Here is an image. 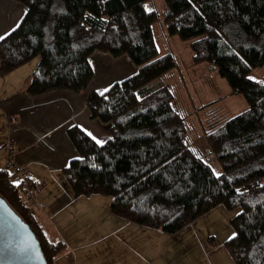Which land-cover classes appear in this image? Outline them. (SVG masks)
<instances>
[{
    "label": "trees",
    "instance_id": "trees-1",
    "mask_svg": "<svg viewBox=\"0 0 264 264\" xmlns=\"http://www.w3.org/2000/svg\"><path fill=\"white\" fill-rule=\"evenodd\" d=\"M18 1L26 13L0 39V76L39 57L31 96L85 90L95 76L96 52L127 56L138 68L89 93L91 117L110 124L106 141L98 143L79 125L68 128L79 154L63 168L73 194L110 196L113 215L167 234L219 205L240 207L226 246L236 264H264V80L251 77L264 64V0H164L168 33L193 40L194 64H213L249 104L236 116L212 118L207 153L192 145L173 91L153 84L177 61L171 53L159 56L152 26L159 15L147 8L150 0ZM18 172L0 167V196L33 229L47 262L56 264L66 243L48 239ZM38 186L35 180V194Z\"/></svg>",
    "mask_w": 264,
    "mask_h": 264
},
{
    "label": "crops",
    "instance_id": "crops-1",
    "mask_svg": "<svg viewBox=\"0 0 264 264\" xmlns=\"http://www.w3.org/2000/svg\"><path fill=\"white\" fill-rule=\"evenodd\" d=\"M25 13L22 2L0 0V37L16 27ZM31 61L4 77L0 76V131L3 127L6 132L0 147L4 146L2 149L8 154L9 161L7 147L13 143L14 163L17 168H28L30 174L37 180L39 186L36 196L39 205L33 207L35 216L48 239L54 242L63 240L66 243V249L60 254L56 264H109L105 259L106 252L103 253L102 249L97 248L99 243L107 240L108 234H104L108 227L107 221L100 227L95 225L98 229L92 233L88 232L91 228L80 224L83 215L88 218L92 212H95L96 216H99L103 207L99 196L102 195L76 197L63 173V168L68 166L69 161L78 157V151L68 136V128L79 125L91 133L97 141H106L110 136V124L91 117L87 106L89 93L107 90L113 82L136 73L138 68L125 56L115 58L109 53L96 52L92 57L95 76L85 90L73 93L67 89H57L31 96L27 89L31 81V73L38 65V63L31 64ZM207 67L208 71L199 76L206 78L211 73L202 84L203 87L208 86L211 99L205 100L198 107L197 121L201 123L199 137H202L203 141L206 140L205 133L210 128L212 118L218 119L222 103L229 102L238 106L241 111L249 107L243 95L232 93L227 79L223 78L216 68ZM158 84L166 85L162 81H158ZM210 107L213 113L209 112L207 116L205 114ZM199 137L195 139L192 136V145L198 151L204 147L207 153L209 146L201 143ZM7 162H4L5 166ZM110 202L108 200V210L112 220L109 219L110 215L108 219L120 225L111 232L112 234L131 225H136L141 232H146L148 229L163 231L159 228L133 224L113 215ZM116 218L118 222H115ZM101 227L103 232L99 230Z\"/></svg>",
    "mask_w": 264,
    "mask_h": 264
},
{
    "label": "rangeland",
    "instance_id": "rangeland-1",
    "mask_svg": "<svg viewBox=\"0 0 264 264\" xmlns=\"http://www.w3.org/2000/svg\"><path fill=\"white\" fill-rule=\"evenodd\" d=\"M147 8L154 9L159 15L158 20L152 24L159 56L171 53L177 61L176 66L168 75L161 80H155L153 84L162 86L158 84V81H162L173 91L176 108L183 115H187L190 139L192 136L198 139L201 134V123L197 121L198 107L205 100L211 99L208 86L203 87L202 84L203 80L206 81L211 73L206 78H199V76L208 71L207 66L214 67V65L208 62L194 64L193 52L190 47L193 40H182L179 36H171L168 33L164 22L168 7L164 0H150ZM125 58L128 57L125 56ZM38 61L39 57L33 59L31 64L36 63L37 65ZM130 76L124 77V79ZM251 77L264 80V64L260 68L254 69ZM221 105L218 119L230 118L243 112L238 106L229 104V102ZM209 112L213 113L211 107L205 115L208 116ZM5 135L6 132L1 127L0 145L1 142H4ZM201 139L202 137H199L200 142L206 146V140ZM202 150L205 152L204 147ZM213 159L212 164L216 174H221L223 166L220 165L217 158L214 157ZM7 161L8 154L1 149L0 167H4V162ZM19 179L20 177L15 174L14 181L19 183ZM99 197L103 205L99 216H96L95 212H92L88 218L83 215L80 224L83 227L91 228L88 229V232L92 233L98 229L95 225L100 227L107 221L106 226L108 227L104 232V234H108L107 240L99 243L97 248L102 249L103 253L106 252L105 259L109 264H236L225 242L235 235L236 231L234 232L231 220L242 211L240 207L229 210L225 205H219L176 234H167L163 231L157 232L150 229L141 232L138 230L139 228H136V225H131L129 228L112 234L111 232L115 228H119L120 225L112 223L113 221L110 222L112 215L108 210V200L111 201V197L103 194ZM109 215L111 216L110 220L108 219ZM116 221L119 220L116 218ZM99 230L103 232L102 227Z\"/></svg>",
    "mask_w": 264,
    "mask_h": 264
},
{
    "label": "water",
    "instance_id": "water-1",
    "mask_svg": "<svg viewBox=\"0 0 264 264\" xmlns=\"http://www.w3.org/2000/svg\"><path fill=\"white\" fill-rule=\"evenodd\" d=\"M0 264H49L33 229L1 196Z\"/></svg>",
    "mask_w": 264,
    "mask_h": 264
},
{
    "label": "built area",
    "instance_id": "built-area-1",
    "mask_svg": "<svg viewBox=\"0 0 264 264\" xmlns=\"http://www.w3.org/2000/svg\"><path fill=\"white\" fill-rule=\"evenodd\" d=\"M7 151L9 153V161L7 165L13 170H18L19 175L21 176L22 182L21 186H23V192L28 197L29 203L36 207L38 204L37 202V196L32 188V184L35 182L36 178H34L31 174L28 168L19 169L17 168L16 164L14 163V147L13 143H10L7 147ZM44 207V205H42Z\"/></svg>",
    "mask_w": 264,
    "mask_h": 264
},
{
    "label": "snow or ice",
    "instance_id": "snow-or-ice-1",
    "mask_svg": "<svg viewBox=\"0 0 264 264\" xmlns=\"http://www.w3.org/2000/svg\"><path fill=\"white\" fill-rule=\"evenodd\" d=\"M0 39H2V37H0ZM89 135H91V133H89ZM94 139H95V137H93ZM98 143H99V141H98Z\"/></svg>",
    "mask_w": 264,
    "mask_h": 264
}]
</instances>
